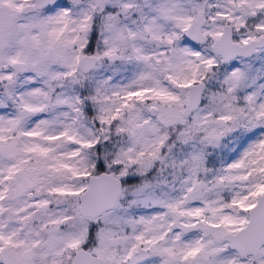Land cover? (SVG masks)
Returning <instances> with one entry per match:
<instances>
[{
  "label": "clouds",
  "instance_id": "1",
  "mask_svg": "<svg viewBox=\"0 0 264 264\" xmlns=\"http://www.w3.org/2000/svg\"><path fill=\"white\" fill-rule=\"evenodd\" d=\"M0 110V264H264V0H0Z\"/></svg>",
  "mask_w": 264,
  "mask_h": 264
},
{
  "label": "snow or ice",
  "instance_id": "2",
  "mask_svg": "<svg viewBox=\"0 0 264 264\" xmlns=\"http://www.w3.org/2000/svg\"><path fill=\"white\" fill-rule=\"evenodd\" d=\"M28 135H34V133H28ZM259 195H264V185H257L255 190L251 191L248 196H243L240 199L234 200L233 204L239 206L241 209L245 211L255 210L257 205L247 203V201L249 197H254ZM254 219L256 221V227L253 229V232L251 233V237L253 241H259L260 243L264 244V209H262L261 212L254 217ZM224 221L230 225H236V224L243 225L245 223H248L246 219L234 220L232 218H227V217L224 218ZM77 244L78 241H73L70 247H76ZM190 251H195V249H192ZM10 264H26V261L22 259H18V260L10 261Z\"/></svg>",
  "mask_w": 264,
  "mask_h": 264
},
{
  "label": "trees",
  "instance_id": "3",
  "mask_svg": "<svg viewBox=\"0 0 264 264\" xmlns=\"http://www.w3.org/2000/svg\"><path fill=\"white\" fill-rule=\"evenodd\" d=\"M209 162L212 163V164H215L216 163V160H215L214 157H211ZM132 179H134V178H132Z\"/></svg>",
  "mask_w": 264,
  "mask_h": 264
},
{
  "label": "rangeland",
  "instance_id": "4",
  "mask_svg": "<svg viewBox=\"0 0 264 264\" xmlns=\"http://www.w3.org/2000/svg\"><path fill=\"white\" fill-rule=\"evenodd\" d=\"M186 42H189V41H186ZM234 64H235V62H233ZM0 111H2V110H0Z\"/></svg>",
  "mask_w": 264,
  "mask_h": 264
}]
</instances>
